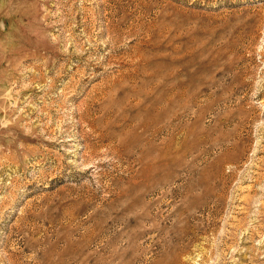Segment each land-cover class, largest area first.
Masks as SVG:
<instances>
[{
    "label": "rangeland",
    "instance_id": "374dc122",
    "mask_svg": "<svg viewBox=\"0 0 264 264\" xmlns=\"http://www.w3.org/2000/svg\"><path fill=\"white\" fill-rule=\"evenodd\" d=\"M0 264H264V0H0Z\"/></svg>",
    "mask_w": 264,
    "mask_h": 264
}]
</instances>
